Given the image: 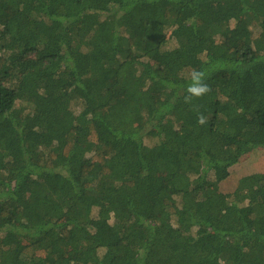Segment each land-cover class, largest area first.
Masks as SVG:
<instances>
[{"label": "trees", "instance_id": "16d2710c", "mask_svg": "<svg viewBox=\"0 0 264 264\" xmlns=\"http://www.w3.org/2000/svg\"><path fill=\"white\" fill-rule=\"evenodd\" d=\"M254 149L264 0H0V264H264Z\"/></svg>", "mask_w": 264, "mask_h": 264}, {"label": "rangeland", "instance_id": "374dc122", "mask_svg": "<svg viewBox=\"0 0 264 264\" xmlns=\"http://www.w3.org/2000/svg\"><path fill=\"white\" fill-rule=\"evenodd\" d=\"M264 176V149H254L249 154L240 158L237 164L229 168L227 179L220 181V189L226 192L237 185L239 179L246 176Z\"/></svg>", "mask_w": 264, "mask_h": 264}, {"label": "clouds", "instance_id": "9594fccd", "mask_svg": "<svg viewBox=\"0 0 264 264\" xmlns=\"http://www.w3.org/2000/svg\"><path fill=\"white\" fill-rule=\"evenodd\" d=\"M189 83L185 89L184 103L191 104L193 100L200 99L206 96L210 91L211 87L206 82L208 79L207 70L192 69L189 73ZM197 123L203 125L206 123V117L200 114L197 117Z\"/></svg>", "mask_w": 264, "mask_h": 264}]
</instances>
